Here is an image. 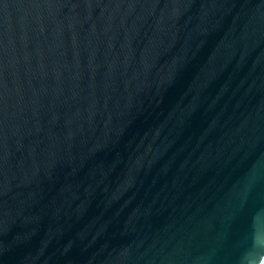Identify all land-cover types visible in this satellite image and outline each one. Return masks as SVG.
I'll return each instance as SVG.
<instances>
[{"label": "water", "instance_id": "obj_1", "mask_svg": "<svg viewBox=\"0 0 264 264\" xmlns=\"http://www.w3.org/2000/svg\"><path fill=\"white\" fill-rule=\"evenodd\" d=\"M0 264H264V0H0Z\"/></svg>", "mask_w": 264, "mask_h": 264}]
</instances>
